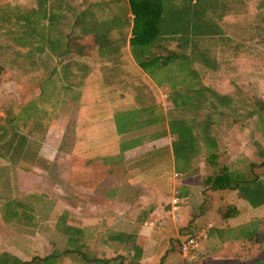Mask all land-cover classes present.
Wrapping results in <instances>:
<instances>
[{"label": "crops", "instance_id": "1", "mask_svg": "<svg viewBox=\"0 0 264 264\" xmlns=\"http://www.w3.org/2000/svg\"><path fill=\"white\" fill-rule=\"evenodd\" d=\"M25 1L20 12L22 16L31 15L26 21L38 12L34 40L38 57L52 49L57 64L54 76L61 80L60 89L72 99L80 96L79 101L70 99L68 130L62 138V132L58 136L60 144L68 145L69 191L74 196L77 190L86 193L85 222L96 226L114 221L128 226L108 233L103 240L107 244H129L127 263L137 264H178L186 260L178 252V243L188 232L210 223L209 236L194 252L193 260L213 264L227 257V261L235 262L243 253L240 248L249 247L264 228V146L255 142L258 147L253 151V127L264 123V117L258 114L252 121L253 111H244L243 118L251 121L238 122L237 130L227 140V149H223L225 143L216 134L215 115L224 114L231 100L226 106L209 107L200 101L174 109L167 98V85L162 83L165 77L154 73V68L142 70L130 54L132 16L128 0ZM162 105L170 107L168 113ZM173 110H182L185 116H173ZM187 112L192 114L188 116ZM4 124L12 127L13 121ZM257 132L264 137L263 130ZM2 143L0 192H10L14 186L21 196L35 192L44 195L48 187L44 157L38 153L32 157V164L20 167L14 185L12 132ZM24 156L22 152L21 159ZM254 156L260 161H254ZM31 165L34 167L29 168ZM223 171L231 188L212 189L210 182L204 183ZM33 177L36 185L30 181ZM173 190L178 198L177 219L169 212ZM2 197L0 256L28 261L30 257L20 248L14 252L12 245L19 247L27 244L23 240L43 239L28 225L30 218L39 220L38 209L21 218L13 196ZM46 200L55 223L62 212L67 211L71 219L70 212L80 209L77 203L66 206L62 201ZM9 202L17 207L8 206V211ZM225 205L233 207L235 213L223 219L220 208ZM47 223L49 220L40 227L37 223V228ZM136 248L137 255L133 254Z\"/></svg>", "mask_w": 264, "mask_h": 264}, {"label": "rangeland", "instance_id": "2", "mask_svg": "<svg viewBox=\"0 0 264 264\" xmlns=\"http://www.w3.org/2000/svg\"><path fill=\"white\" fill-rule=\"evenodd\" d=\"M24 1L0 0V159L3 160L4 157L2 140L6 134L12 132L14 185L20 167L24 169L27 164H32V157H36L39 153L41 157H44V172L48 187L44 189V195H38L35 192L32 195L21 196L22 192L17 191L14 186L10 192H6L5 189L0 192V198L1 195L2 198L6 196L7 199L13 196L18 204L14 203L19 206V213L22 214L21 218L27 217L38 209L39 220L30 218L28 225L29 230L33 229L32 231L41 235L43 239L33 242L23 240L28 241L27 244L23 242L19 247L13 243V250L16 252L15 250L20 248L24 256L32 259L42 258L51 252L61 253L65 249L77 248L80 254L59 255L54 264H87L86 261L93 258L101 259V257L110 260L109 264H118V262L128 264L127 255L131 251L129 244H107V240H103L108 233H116V230L128 226L114 221L96 226L88 225L83 216L86 193L83 190H77V196H74V193L69 191L68 145L60 144V137L62 138L64 132L67 133L68 130V109L73 103L70 100L72 96H68L67 92L60 89L61 80L54 76L56 72L53 68L57 64L54 62L52 49H46L47 53L38 57L39 48L34 41L38 34L34 28L37 26L38 12H33L34 18L32 16L30 22L32 26L22 23V20L15 21L17 19L15 16L21 11ZM221 1L224 3L225 12L217 20L221 30L220 36L200 39L197 42V46L207 51L208 56L214 60L215 69H207L197 62L192 63L191 67L195 70L201 85L231 100L224 114L215 115L217 120L215 129L218 130L216 134L222 143L226 144H222V148L227 149V140L234 130H237L236 124L244 120L251 121L243 118L245 112L253 111L252 121L258 114L264 117V0ZM15 9L19 11L15 12ZM163 47L166 50L176 48L173 42H165ZM40 49V52H43V49ZM76 98L72 100L79 101L80 96ZM164 107L165 105H162L163 111ZM6 108L13 111L11 116L13 127L10 125L7 127L4 124V117L6 114L9 115L6 113ZM165 112L169 111L165 110ZM188 112L186 115L190 116L192 113ZM175 115L185 116V113L182 110H173V116ZM64 123L66 125L61 126ZM249 126L252 129L251 122ZM256 127H253V151H257L256 147H258L255 142L262 143L264 146V137L256 133L257 130L264 132V123ZM22 152L25 155L24 159H21ZM225 153L226 150H223L222 154ZM23 160L25 164L22 163ZM255 160L259 159L254 156ZM79 164L81 165L82 162L80 161L78 166ZM6 175L8 172L4 176L9 180ZM82 180L84 181V178ZM30 181L32 184H37L35 177ZM79 184L83 185V182H78ZM47 198L56 203L62 201L66 206L69 203H77L80 211L70 212L71 219L68 218V212L64 211L55 223L50 217L52 209ZM9 203L6 206L8 211V206L17 207L13 202ZM47 220L49 223L44 228H37V223L40 227ZM66 227H77L74 229L80 232L77 235L72 231L65 232ZM92 227H94L93 230H91ZM247 246L249 247L240 248L243 253L236 256L235 262H229L227 257H224V261L213 264H255L256 261H264V228L258 235V240ZM82 255L85 261L81 258ZM186 260L190 264H198L195 260H189L187 256ZM7 261L8 264H12L9 258ZM31 264L40 263L34 260ZM201 264H211V262Z\"/></svg>", "mask_w": 264, "mask_h": 264}, {"label": "trees", "instance_id": "3", "mask_svg": "<svg viewBox=\"0 0 264 264\" xmlns=\"http://www.w3.org/2000/svg\"><path fill=\"white\" fill-rule=\"evenodd\" d=\"M220 1L128 0L132 16V30L128 41L130 54L142 70L154 68V73L162 74L165 77L162 83L167 85L169 91L167 98L174 109L187 106V104L196 105L200 101L209 107L226 106L230 102L228 97L219 96L209 88L202 86L195 70L191 67L192 63L197 62L207 69H215L214 60L208 56L207 51L197 46V42L200 39L220 36L221 30L217 25V20L225 12L224 3ZM16 9L15 12H18L19 10ZM15 17L17 18L15 19L16 22L31 18V16L22 17L20 11ZM30 22V20H25L27 25H32ZM165 42H173L176 47L175 50H166L163 47ZM5 110L9 115L6 114L4 122L9 124L12 120L13 111L8 108ZM180 131L181 129L177 128L176 132L179 133ZM261 153H264V149L261 150ZM226 175L227 173L223 171L211 180L207 178L204 183L210 182L208 185L212 189L231 188L230 183L225 181ZM221 181L222 184H220ZM238 184L235 183L234 186ZM240 192L245 191L240 188ZM234 213L235 209L231 206L225 205L220 208L223 219L234 215ZM70 231L76 235L80 232L70 227L65 228V232ZM257 240L258 238L254 239L253 242ZM76 253L80 254L77 248L65 249L61 253L51 252L43 258H32L28 261L0 256V264H8V258L12 264H31L34 260L40 264H54L59 255ZM133 254H138L137 248L133 249ZM81 258L85 261L83 255ZM110 262V260L98 258L86 261L87 264H109ZM128 264L137 263L129 262ZM178 264H190V262L182 260ZM255 264H264V262L256 261Z\"/></svg>", "mask_w": 264, "mask_h": 264}, {"label": "built area", "instance_id": "4", "mask_svg": "<svg viewBox=\"0 0 264 264\" xmlns=\"http://www.w3.org/2000/svg\"><path fill=\"white\" fill-rule=\"evenodd\" d=\"M164 108L165 110L169 111V109L166 106ZM177 210H178V198L176 191L173 190L169 201V212L173 215L174 219H177V217L174 216ZM211 228L212 225L208 223L185 234L183 239L178 243L177 246L178 252L184 257L187 256L189 260H193L194 252L208 238Z\"/></svg>", "mask_w": 264, "mask_h": 264}]
</instances>
